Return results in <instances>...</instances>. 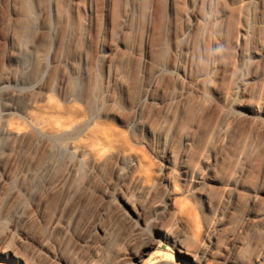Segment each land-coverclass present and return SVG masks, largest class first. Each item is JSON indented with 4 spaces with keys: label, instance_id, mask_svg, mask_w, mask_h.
<instances>
[{
    "label": "rangeland",
    "instance_id": "rangeland-1",
    "mask_svg": "<svg viewBox=\"0 0 264 264\" xmlns=\"http://www.w3.org/2000/svg\"><path fill=\"white\" fill-rule=\"evenodd\" d=\"M0 259L264 264V0H0Z\"/></svg>",
    "mask_w": 264,
    "mask_h": 264
},
{
    "label": "bare ground",
    "instance_id": "bare-ground-1",
    "mask_svg": "<svg viewBox=\"0 0 264 264\" xmlns=\"http://www.w3.org/2000/svg\"><path fill=\"white\" fill-rule=\"evenodd\" d=\"M42 81H43V79H42ZM41 81V83H43ZM143 104L144 103H142L141 105H139V110H140V107L141 106H143ZM53 108V107H52ZM62 108V107H61ZM48 109V108H47ZM58 109V108H57ZM68 109H70V108H68ZM75 109V108H74ZM73 108H72V112H73V110H74ZM55 110V109H54ZM59 110V109H58ZM76 110V109H75ZM74 110V111H75ZM62 112V111H61ZM79 113V112H78ZM76 119H77V117H76V115L74 116V115H70L69 116V118H68V120H67V122H65L64 124H63V128H66V130L67 129H71V128H73L74 126H76L79 122L78 121H76ZM60 127V126H59ZM49 128H50V126H49ZM56 128V127H55ZM55 128H53L52 127V129L54 130V133L56 134V133H61L62 132V128L60 127V128H56V130H55ZM29 129V128H28ZM40 129V134L42 135L43 133V136L46 134V132L43 130V129H41V127L39 128ZM51 130V129H50ZM46 131H48V129L46 130ZM4 132V134H7L8 135V137H10V136H12L13 135V132L11 131V130H9V131H3ZM19 132V131H18ZM16 133L17 134V136H20V133ZM51 132V131H50ZM52 133H53V131H52ZM41 135H40V138H43V136L41 137ZM93 135H94V133H93ZM102 136V135H101ZM103 137H104V135H103ZM107 137V136H106ZM107 139V138H106ZM105 139V140H106ZM108 139H110L109 137H108ZM107 139V140H108ZM112 139V138H111ZM106 140V141H107ZM110 141V140H109ZM101 143V142H100ZM107 143V142H106ZM106 145V144H105ZM111 145V144H110ZM64 146V145H63ZM107 146V145H106ZM103 147H105V146H103ZM107 147H109V146H107ZM111 147V146H110ZM96 148H97V146H96ZM67 149L68 150H71V151H73V153L77 156V157H79V156H83V158H85V159H91L93 162H95V163H97L98 161H100L98 158H96L95 159V157H92L91 155H89L88 154V152L86 151V150H81V147L79 146V145H75V144H73V143H70L69 145H68V147H67ZM93 149V148H92ZM98 149H99V147H98ZM100 149H102V146H101V148ZM94 150V149H93ZM105 150H106V147H105ZM98 153L100 152V151H97ZM103 152V151H102ZM98 153H96V154H98ZM104 153V152H103ZM103 153H101L100 152V155L101 154H103ZM116 163H117V167H120V166H122V165H130V166H140V161L135 157V156H133V155H130V154H122V155H119L118 156V158H117V161H116ZM45 171V170H44ZM71 169H69L68 171H67V173H66V175L65 174H63V175H61V178H60V181H65V180H68L69 179V177H70V175H71ZM48 182V181H47ZM46 182V183H47ZM51 183V182H50ZM31 193V192H30ZM189 215V214H188ZM144 244L146 243V242H143ZM177 251L179 252V253H184L183 251H181L180 249H177ZM185 254V253H184ZM261 256V255H260ZM259 255L257 256V257H260ZM0 264H4L3 262H2V260L0 259Z\"/></svg>",
    "mask_w": 264,
    "mask_h": 264
}]
</instances>
